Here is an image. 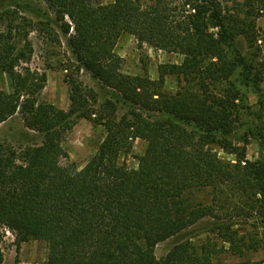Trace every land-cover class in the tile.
<instances>
[{
  "label": "trees",
  "instance_id": "obj_1",
  "mask_svg": "<svg viewBox=\"0 0 264 264\" xmlns=\"http://www.w3.org/2000/svg\"><path fill=\"white\" fill-rule=\"evenodd\" d=\"M41 1L37 21L18 7L0 10V75L11 90H0V125L18 115L42 136L27 147L0 141V264L5 231L17 249L45 242L43 264H211L219 243L238 256L264 251V133L251 129L261 147L254 161L246 139L232 143L251 110L237 82L256 96L258 120L264 113V66L235 44L257 48L264 0ZM32 32L57 47L59 34L65 39L66 111L40 100L46 75L30 68ZM125 34L182 63L160 65L157 80L124 74L115 47ZM168 77L178 81L175 93L165 89ZM78 120L106 132L80 170L61 165L62 140ZM136 140L146 147L130 169L120 159ZM204 220L211 237L156 258L157 245Z\"/></svg>",
  "mask_w": 264,
  "mask_h": 264
},
{
  "label": "rangeland",
  "instance_id": "obj_2",
  "mask_svg": "<svg viewBox=\"0 0 264 264\" xmlns=\"http://www.w3.org/2000/svg\"><path fill=\"white\" fill-rule=\"evenodd\" d=\"M144 3L148 0H142ZM112 0H95L96 4L106 5ZM230 6V5H228ZM18 7L20 15H25L33 21H37L36 11H44L45 6L41 0H0V10L7 8ZM258 29V41L253 53L248 50L247 44L243 39L235 40L236 47L243 53L247 54L249 61L251 60L256 67L264 66V11L259 14L256 20ZM57 33L58 28H55ZM61 47L56 45L45 44L42 38L32 32L29 40L32 44L33 55L30 61V68L38 73H45L46 84L40 94V100L54 105L60 110L66 111L69 106V90L65 83V72L60 69V62L70 58V53L66 47L65 39L60 34ZM115 52L122 59V72L132 76H142L145 73L152 79H158V67L163 64L182 63L183 57L178 54L168 53L162 50H156L144 45L139 47L136 39L130 35H123L117 41ZM252 53V54H251ZM51 65V68H48ZM240 74V69H237L232 77L236 82V78ZM264 79V74H263ZM83 82L98 90L97 85L90 79L86 73L82 74ZM238 87L243 91L247 98L251 110L243 116V123L237 131L232 135L233 142L242 147L243 139H246V157L248 160H257L261 150L260 145L255 140V134L252 130L258 129L264 133V113L262 119L258 120V108L256 106L257 98L254 94L248 92L244 87H241L237 82ZM165 89L170 93H175L178 86V81L175 77H168L165 80ZM264 91V80L260 85ZM0 90L10 92V83L7 77L0 75ZM106 136L104 128L94 126L86 120H78L68 134L63 138L61 146L66 152L67 158L61 160V165L66 166L74 164L79 170L82 169L97 153L99 146ZM0 141L6 142L11 146L27 147L40 145L42 136L36 132L30 131L23 126V123L18 115L12 117L5 123L0 125ZM146 144L141 140H136L133 145L131 154L120 159L128 168H136L135 157L142 155ZM218 155L225 159L233 161V156L227 155L219 148H216ZM210 220H204L198 223L193 228L181 233L180 235L160 243L155 248V256L157 259L164 257L174 245L178 242L190 238L189 241L196 243L202 242L211 237L209 233L211 227ZM13 235L5 231V238L2 243L3 263L2 264H43L47 255V247L45 242L40 240H31L23 243L17 249L14 244ZM219 252L214 255L211 264H264V251L247 252L241 256L235 255L228 250L227 245L219 243Z\"/></svg>",
  "mask_w": 264,
  "mask_h": 264
}]
</instances>
